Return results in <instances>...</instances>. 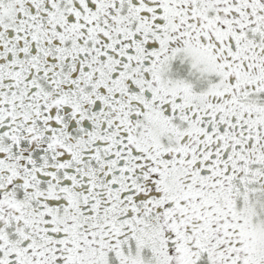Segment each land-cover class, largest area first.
I'll list each match as a JSON object with an SVG mask.
<instances>
[{
    "label": "snow or ice",
    "instance_id": "1",
    "mask_svg": "<svg viewBox=\"0 0 264 264\" xmlns=\"http://www.w3.org/2000/svg\"><path fill=\"white\" fill-rule=\"evenodd\" d=\"M0 264H264V0H0Z\"/></svg>",
    "mask_w": 264,
    "mask_h": 264
}]
</instances>
